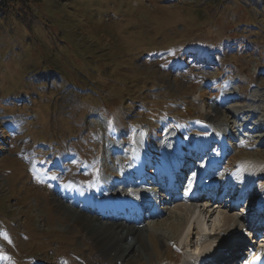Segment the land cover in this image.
I'll return each mask as SVG.
<instances>
[{"label":"rangeland","instance_id":"rangeland-1","mask_svg":"<svg viewBox=\"0 0 264 264\" xmlns=\"http://www.w3.org/2000/svg\"><path fill=\"white\" fill-rule=\"evenodd\" d=\"M37 8L42 44L48 30L57 40L52 59L71 49L74 72L58 66L51 86L30 83L37 45L26 23L0 13V264H182L196 246L180 247L172 235L183 216L167 189L187 186L179 188L168 161L191 164L179 152L200 135L222 152V171L264 164V0H40ZM100 48L101 71L75 89V75L95 71L78 51ZM166 172L167 189L149 182L148 173ZM132 188L151 191L148 208L158 205V215L138 223L144 231L133 246L128 236L126 253L143 247L128 263L118 246L97 243L106 246L103 218H121L90 208L101 210L93 199L106 201L107 192L133 201ZM256 189L264 191V174ZM87 210L92 222L81 218Z\"/></svg>","mask_w":264,"mask_h":264},{"label":"bare ground","instance_id":"bare-ground-1","mask_svg":"<svg viewBox=\"0 0 264 264\" xmlns=\"http://www.w3.org/2000/svg\"><path fill=\"white\" fill-rule=\"evenodd\" d=\"M205 138L206 137H201V139H196V141L194 142L199 148H201V151L206 148L205 145L209 142V137H207L206 139ZM192 151L194 152L193 149ZM211 153L213 154L214 152L211 151L210 154ZM217 155L220 156V154ZM207 159L210 160L211 163L209 164V166L211 167L218 164L212 158ZM203 160H205L204 157H202L200 162H203ZM216 160H219V158H216ZM242 163L239 164L241 165ZM175 164L176 162L174 163V165L172 164L173 166L171 167H174ZM236 168L233 172H231V174L236 173L239 177V181L235 184V187H237V190L235 191H238L242 185H245L248 189L247 195H250L251 197L255 195V197H253L255 198L254 203H252V201H247L249 202V206H247L243 214H240L241 211H232L229 210L228 207L219 205L214 208L196 207V203H194V199L188 191H185L184 194H181L179 200L173 199L172 207L179 211V215L183 216V222H181L180 225L175 227L173 230L171 229L173 232L172 235H176L179 241H185V243H180V247L188 248L190 247V243L192 241L194 243L193 245L196 246V250L194 252H191L190 249H187L182 253V264H224V260H227L228 258L235 255V245L237 242L243 240L242 235L251 233L250 229L244 228L245 223H260L264 219V191H259L256 189V180L261 179L262 175L264 174V164L252 163L251 167H248V165L246 164L242 165L240 169ZM202 173H204V171H202ZM256 177L257 179H255ZM146 179L147 178H144L145 182ZM214 179L215 178L212 177L209 179V181H214ZM93 191L94 188L92 189V192ZM138 195L140 198L142 197L144 199L142 200L143 202H146L153 198L152 193L148 194L143 191L139 192ZM123 200L108 194L106 201H103L106 205L104 207L115 208L116 211L119 208H123L126 210V212H131V206L128 204V200ZM206 201L209 200H204V203ZM98 205H102V202H99ZM231 207L234 206L232 205ZM86 212H88V210L81 213V218H89L92 222L91 218H93L92 215L94 214L89 215ZM216 213L220 216V218H218L219 223L217 224V226L211 230L213 233L208 235L200 233L198 228L203 224L208 225V222ZM98 214L102 215V213L100 212H97V215ZM129 218L131 219V221H134L135 215H131ZM103 219L106 220H104L105 222H100L99 227L103 230L102 238L106 243V246L103 245L101 241L97 240L98 246L100 248L104 246V249L108 250V248L112 249L113 246H118L119 252H124L125 254L127 252V246L128 249H130V246L127 242L129 238L128 236L130 234H133L134 236V238H132L133 243L131 244V246H133L137 242L136 240L141 239L140 235L144 230L141 225L139 226L138 223H140L142 219L134 222L137 225L123 223L126 221L124 219H121L120 221H108V218ZM122 231H126L125 234L121 233ZM140 250H143V247L139 245L136 251L129 252L123 255V260H127L128 263L132 262L137 257V252H139Z\"/></svg>","mask_w":264,"mask_h":264},{"label":"trees","instance_id":"trees-1","mask_svg":"<svg viewBox=\"0 0 264 264\" xmlns=\"http://www.w3.org/2000/svg\"><path fill=\"white\" fill-rule=\"evenodd\" d=\"M13 1H14V4L10 5V3L6 4L5 0H0V13L1 12L5 14L11 13L17 22L26 23L24 25L27 26V29L30 31L28 35V39L31 40V42L33 41L34 44L37 45L34 48L32 55L35 57L36 60H38V63L35 64L31 68V70H28V73L26 74L25 79H27L30 83L39 84V87H49L52 85L51 83H53V81L56 79L57 74L60 73L55 67H58V66L61 68L66 67L68 70L74 72V70L70 68L69 63H68V58L73 53L71 49L70 51H66V54L69 55L67 59H66V55H63L60 58V60L52 59V55H54V51L56 50V47H57V40L54 38V35L50 31L43 30L44 34L46 35V38L48 39L47 42L51 44L50 48L47 49L46 51L39 50L41 45L46 46V43H47V42H43L42 44V39H41L42 34L38 33V29L33 27V24H32V19L36 18L37 21L41 22L43 29H46L44 20L39 19L37 15H35L37 13L36 10L38 9L37 6L39 5L40 0H13ZM17 3H22L21 7L23 8L21 9L16 8ZM32 5H34L35 7L33 8ZM31 34H34V35L31 36ZM61 42L63 43V41ZM96 44H97L96 41H94L91 44V47H93ZM29 49H32V47H30ZM104 49L105 48H100L98 51H94L92 53H90V51L88 50L78 51L80 54H83V55H88L89 53L90 57L92 58L91 60L92 64H94L95 71L90 73L87 77H82V76L79 77V75H75L74 73H72L78 77V84H77L78 87L75 89L82 90L83 86L79 85L81 81L83 80L90 81V77L93 78V75L95 72L99 74L104 64V61H103L104 56L106 55V52L104 51ZM118 54H127V53L125 51H120ZM63 86L66 87L65 89H69L70 87H72L68 84H63ZM29 97L32 99L31 95H29ZM4 132L7 133L8 135V133L10 132V128L4 130Z\"/></svg>","mask_w":264,"mask_h":264}]
</instances>
